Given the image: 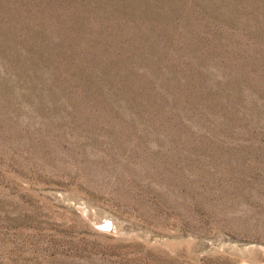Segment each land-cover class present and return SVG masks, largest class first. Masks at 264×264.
<instances>
[{"label":"rangeland","instance_id":"374dc122","mask_svg":"<svg viewBox=\"0 0 264 264\" xmlns=\"http://www.w3.org/2000/svg\"><path fill=\"white\" fill-rule=\"evenodd\" d=\"M0 264H264V0H0Z\"/></svg>","mask_w":264,"mask_h":264},{"label":"bare ground","instance_id":"6f19581e","mask_svg":"<svg viewBox=\"0 0 264 264\" xmlns=\"http://www.w3.org/2000/svg\"><path fill=\"white\" fill-rule=\"evenodd\" d=\"M108 227V223L104 226V228L106 229Z\"/></svg>","mask_w":264,"mask_h":264},{"label":"built area","instance_id":"2783aa9c","mask_svg":"<svg viewBox=\"0 0 264 264\" xmlns=\"http://www.w3.org/2000/svg\"><path fill=\"white\" fill-rule=\"evenodd\" d=\"M109 226H110V225H109V223H108V227H107V228H109Z\"/></svg>","mask_w":264,"mask_h":264}]
</instances>
